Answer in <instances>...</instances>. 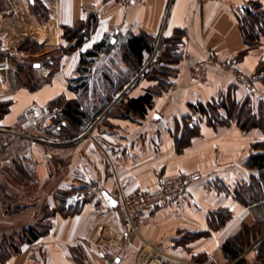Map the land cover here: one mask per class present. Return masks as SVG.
<instances>
[{
    "label": "crops",
    "instance_id": "crops-1",
    "mask_svg": "<svg viewBox=\"0 0 264 264\" xmlns=\"http://www.w3.org/2000/svg\"><path fill=\"white\" fill-rule=\"evenodd\" d=\"M253 7L264 12V0H134L129 7L113 0H0V53L9 61L0 72L6 85L0 90V138H9L0 144V240L19 242L26 228L48 226L2 264H107L114 257L115 264H264V200L251 205L238 197L256 174L247 161L254 139L264 141V134L259 139L236 122L216 128L192 108L227 98L264 108V35L250 42L241 28ZM89 20L94 24L85 42L68 51L64 28ZM138 35L151 37L154 49L145 52L144 66L150 65L131 87L138 75L121 54L120 66L100 65L95 77L79 71L82 53L97 43L124 53ZM209 52L232 63L253 88L219 69L210 71L207 84L192 82L190 71ZM53 58L52 72L43 61ZM154 65L163 68L165 85L146 76ZM148 90L156 96L145 116L123 113V102ZM68 101L98 118L80 143L50 147L4 133L28 129L20 123L27 109ZM220 112L227 116L224 108ZM187 122L198 129L179 149ZM66 128L65 137L77 131L73 124ZM191 174L197 176L181 204L157 209L131 233L124 229L122 200L137 190H159L166 177ZM89 186L95 196L74 214L62 211L66 195ZM104 193L118 206L112 208ZM225 213L231 217L223 223ZM259 225L262 231L236 260L226 255L231 236Z\"/></svg>",
    "mask_w": 264,
    "mask_h": 264
},
{
    "label": "trees",
    "instance_id": "trees-1",
    "mask_svg": "<svg viewBox=\"0 0 264 264\" xmlns=\"http://www.w3.org/2000/svg\"><path fill=\"white\" fill-rule=\"evenodd\" d=\"M93 24L94 20H89L87 22L80 23L74 28H64V37L69 43L67 48L68 51H73L74 49L81 47L87 38V30H90L91 25L93 26ZM241 28L246 39L250 42H254L255 38L260 34L264 35V12L260 11L258 7H253L252 9L247 8L241 19ZM73 42H75L74 45H72ZM107 47L108 43L106 41H102L97 43L91 50L82 53L79 71H87L93 58H95L101 51H104ZM153 49L154 42L149 36L138 35L129 38L123 56L126 60H128L127 62L131 65V67L134 68L133 71L135 76L138 75V73L144 68L143 60L145 52H152ZM162 72L163 68H158L154 65L153 70H149L146 73V76L160 79L162 77ZM161 83L162 85H165L162 80ZM155 96V90H148L144 95L137 98H129L126 102L122 103L120 108L125 114L145 116L148 110L153 106ZM59 105L63 106L66 112V117L63 122L65 123L67 121L69 124L76 125L78 131V127L83 116V112L79 109L80 103L76 101H68ZM192 108L194 111L200 113L202 118H206L207 122L212 126H218L222 123H226L230 117L236 116L237 122L243 130H247L249 128L264 129V117L260 114L258 115L252 113L253 107L250 99H246L241 105L236 104L230 98H227V101H213L207 104L200 103L196 106H192ZM221 108H224L227 111V116H223L221 114ZM2 109L1 111L3 112L4 109ZM261 109L264 110L263 107ZM228 115H230V117ZM189 120L190 119L187 121L189 122ZM188 122L186 124L187 130L185 129L183 137L178 140L179 149L186 147L189 144L191 136L196 134L198 129L197 125L192 126V124ZM67 124L65 125L61 123V130L59 131L58 136L62 139H73L77 135V131L69 136L66 135V137L64 135L67 129ZM0 140L4 141V138H0ZM254 147L257 150H261V152L253 154L250 157L249 164L251 168L257 170L259 173L252 176L251 185H249L248 189L251 191L253 190L251 192L255 197L253 200H257L264 199V141L258 142L254 145ZM241 192L243 194H241ZM244 194L245 193L243 191H239L238 197L243 202L250 203V200L243 196ZM61 209L68 215L74 214L78 211V208L75 207L67 208L64 201ZM226 215H223V217L221 216V221L223 223L226 219L231 217L229 213ZM41 228L39 229L38 226L26 228L24 234L20 237L19 242H16V240L12 238H4L0 240V264L4 263L13 252L18 251L22 243L34 242L48 232V226ZM261 229H263V227H260V225L251 228L244 226L240 232L234 234L225 242L223 249L226 255L232 260H236L237 257L245 250L246 246L251 244V241L255 238L257 233L262 231ZM235 264H242V262L238 260Z\"/></svg>",
    "mask_w": 264,
    "mask_h": 264
},
{
    "label": "built area",
    "instance_id": "built-area-1",
    "mask_svg": "<svg viewBox=\"0 0 264 264\" xmlns=\"http://www.w3.org/2000/svg\"><path fill=\"white\" fill-rule=\"evenodd\" d=\"M121 7H129L134 0H113ZM73 45L75 42L72 43ZM3 55V56H2ZM0 53V72L9 69V61L6 56ZM99 61L100 57L97 56L94 59ZM147 64L135 78L131 87L139 78L144 75L148 66ZM212 69H219L222 71H228L234 74L238 79L251 83L250 80L238 74L234 67L229 65V62L219 61L213 52H209L206 59L198 62L195 67L190 71V80L198 84H207L209 82V75ZM100 69L95 67L88 68V76L94 77ZM42 74L48 77L50 70L45 71L42 69ZM6 89V85L0 83V90ZM80 111L83 112L81 122L78 127L77 135L73 139L67 141H81L86 139L95 130L98 124V118L94 116L84 104L79 105ZM196 116V115H195ZM66 117V112L63 106L46 104L41 109L29 108L27 109L20 120V123L27 127L17 132L8 131L11 134L18 135L19 137L29 139L32 141L44 142L49 144H55L52 139L66 142L64 139L58 136L61 130V123H63ZM30 130V131H29ZM38 134H37V133ZM197 174H191L178 177H166L162 180L159 190L154 192H146L137 190L127 196L120 202V208L125 216L123 224L124 229L131 233L140 223L150 214L157 209L165 206L179 205L190 192V185L195 180ZM96 190L89 186L85 189H78L70 192L64 198V204L67 208H74L79 204L87 202L90 198L95 196ZM107 264H115V257L113 261Z\"/></svg>",
    "mask_w": 264,
    "mask_h": 264
},
{
    "label": "rangeland",
    "instance_id": "rangeland-1",
    "mask_svg": "<svg viewBox=\"0 0 264 264\" xmlns=\"http://www.w3.org/2000/svg\"><path fill=\"white\" fill-rule=\"evenodd\" d=\"M89 33H90V30L88 29L87 30V32H86V37H88V35H89ZM73 45V44H72ZM76 49H78V48H76ZM76 49H74V50H76ZM123 55V49H116V48H112V47H107L104 51H101L97 56H99L100 57V60L99 61H95L94 62V60H92V62L90 63V65H89V67H95V66H97V68L98 69H101L100 67V65H104L105 64V67L109 70V68L111 67V65L112 66H120L121 65V59L118 57V55ZM96 56V57H97ZM116 57H118V58H116ZM123 58H124V56H123ZM94 59V58H93ZM125 59V58H124ZM126 60V59H125ZM128 61V60H127ZM53 62V63H52ZM126 62V61H125ZM43 63L45 64V65H47V66H50V69H51V71L53 72L54 70H56V68H57V58H53V60H48V61H43ZM106 63H107V66H106ZM108 63L110 64L109 66H108ZM120 65H119V64ZM27 66L28 65H31V63L29 64V63H27L26 64ZM229 65L230 66H232L233 67V64L232 63H229ZM124 67H126V65H124ZM28 69H29V67H27ZM132 68V67H131ZM260 68H262V69H264V66H262V67H260ZM111 69V68H110ZM134 69V68H133ZM98 73L100 72V71H97ZM223 72H225V71H223ZM226 72H228L227 70H226ZM51 73V72H50ZM43 75V74H42ZM51 75V74H50ZM44 76V75H43ZM96 76V75H95ZM94 76V77H95ZM45 77V76H44ZM109 80H112L113 81V78H110ZM114 82V81H113ZM110 83H111V81H110ZM246 84H247V86H248V88H250V89H252L253 88V85L251 84V83H247V82H245ZM51 105H59V104H51ZM60 106V105H59ZM252 113H255V114H260L262 117H264V110L263 109H254V107H253V112ZM229 117H230V115H228ZM225 121H226V119H225ZM232 122H236L237 123V126L238 127H240V125H239V123L237 122V119H236V116H233V117H230L229 118V120H227L226 121V123H222V124H220V125H218V126H216V128L217 127H226V126H231V124H232ZM240 129L241 130H243L241 127H240ZM257 130V131H256ZM8 131H13V132H17V131H19V130H17V129H8L7 131H5L4 133H8V135H10L11 133L10 132H8ZM243 131H245V132H249V133H253V135H255L256 134V136L257 135H259L258 136V138L260 139V136H261V133L262 134H264V129H262V128H249V129H247V130H243ZM94 132V131H93ZM92 132V133H93ZM91 133V134H92ZM9 140V138L8 139H5L4 138V141H1L0 140V144H1V146H6L7 145V143L9 142L8 141ZM66 142L64 143L63 141H60V140H56V139H52V141H55V144H49V143H45L46 145H48V146H50V147H62V146H64V145H71V144H73V145H76V144H78V143H80L81 141H75V142H73L72 140L71 141H67V139H64ZM254 140H256V142L254 141L253 143H252V145H251V149H250V157L253 155V154H255V153H259V152H261V150H257V149H255V147H254V145L255 144H257L258 142H260L257 138L256 139H254ZM44 143V142H43ZM250 157H249V160H250ZM249 160L247 161V165H248V167H249V169L251 170V171H253V173H259L257 170H254L253 168H251L250 167V164H249ZM253 191V190H252ZM250 189H244V196L246 197V198H248L249 200H250V203H248V204H253V203H256V202H259V201H262V200H264V199H257V200H253V199H255V197L252 195V192ZM230 218V217H229ZM36 226H38L39 227V229L41 228V227H43V228H45V227H47V223L45 222L44 224L42 223V224H37ZM29 228V227H28ZM42 229V228H41ZM247 247V246H246ZM248 248V247H247ZM2 256V255H1Z\"/></svg>",
    "mask_w": 264,
    "mask_h": 264
},
{
    "label": "water",
    "instance_id": "water-1",
    "mask_svg": "<svg viewBox=\"0 0 264 264\" xmlns=\"http://www.w3.org/2000/svg\"><path fill=\"white\" fill-rule=\"evenodd\" d=\"M105 199L108 202V204L112 207L115 208L116 206H118V202L113 199V197H111L110 195H108L107 193H104Z\"/></svg>",
    "mask_w": 264,
    "mask_h": 264
}]
</instances>
